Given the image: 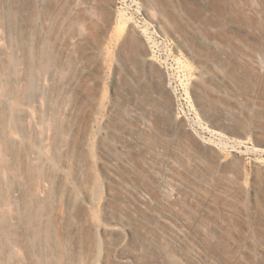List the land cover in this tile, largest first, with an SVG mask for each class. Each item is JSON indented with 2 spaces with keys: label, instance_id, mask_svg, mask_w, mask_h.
I'll list each match as a JSON object with an SVG mask.
<instances>
[{
  "label": "rangeland",
  "instance_id": "1",
  "mask_svg": "<svg viewBox=\"0 0 264 264\" xmlns=\"http://www.w3.org/2000/svg\"><path fill=\"white\" fill-rule=\"evenodd\" d=\"M31 54L50 103L11 160H48L8 211L40 215L44 254L264 264V0H0V74Z\"/></svg>",
  "mask_w": 264,
  "mask_h": 264
},
{
  "label": "bare ground",
  "instance_id": "2",
  "mask_svg": "<svg viewBox=\"0 0 264 264\" xmlns=\"http://www.w3.org/2000/svg\"><path fill=\"white\" fill-rule=\"evenodd\" d=\"M42 54L50 63L51 55ZM31 57V64L22 76L15 77L13 81L0 74V264H62L61 258L51 257L42 251L38 213L27 211L24 216L17 218L8 211L14 204L12 179L24 172L31 173L43 168L48 160L41 151L35 152L37 143L30 138L23 121L26 118L30 124L34 116L33 108L43 112V106L50 103L47 95L48 77L41 72L43 63L34 59L33 54ZM11 58L14 60L15 55L12 54ZM13 69L16 71V68ZM52 115L47 120L41 117V121L55 129L60 122L56 112ZM24 142L35 148L33 154L38 162V166L33 165L25 170L19 162L11 160L16 149ZM20 187H17L18 191H21ZM161 187L168 195V184L163 181Z\"/></svg>",
  "mask_w": 264,
  "mask_h": 264
}]
</instances>
